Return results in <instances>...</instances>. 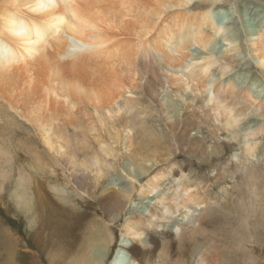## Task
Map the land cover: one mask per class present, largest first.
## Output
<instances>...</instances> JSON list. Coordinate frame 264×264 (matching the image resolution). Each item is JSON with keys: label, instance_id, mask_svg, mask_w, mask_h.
<instances>
[{"label": "bare ground", "instance_id": "1", "mask_svg": "<svg viewBox=\"0 0 264 264\" xmlns=\"http://www.w3.org/2000/svg\"><path fill=\"white\" fill-rule=\"evenodd\" d=\"M219 1L222 0H0V98L16 112L21 110L25 113L28 111L27 105L33 106L30 113L38 114L32 115L31 120L38 130V137L47 147V151L57 155V158L60 157L70 167V177L79 185L80 195H88L89 191L91 195H95L92 192L101 188L95 198L100 209L97 214L102 213L103 216L94 221L95 231H90L87 236L84 233V237L80 239L74 237L79 242L68 261H62L63 258L61 260L58 254H53L49 257L51 263L121 264L125 259L124 255L128 254L130 261L127 264H156L151 251L140 252L135 246L136 239L145 233L146 224H142L141 218L136 220L139 206L133 203L137 199L148 198L154 192L158 194L157 191L164 186L163 182L171 176L173 164H167L152 177H147L153 171L152 163L165 165L170 160L171 150L163 147L155 155H150V152L143 153L142 150L135 151L132 136L134 130L127 126L123 132L117 133V141H126L127 160L125 158L126 161L121 166L131 180L129 178V183H124L115 190V185L108 188L107 183L112 169L105 157L115 158L111 144L99 142L102 143L100 152L104 157L95 153H83L78 158L79 147L73 149L72 141L63 130V127L77 128L82 124L74 113L81 105L90 108L97 116L100 130L103 125L106 126L104 119L109 122L115 117L111 113L116 109L118 114L124 110H133V102L124 97L126 93H132L131 88L137 87L135 76H139L140 68L147 69L150 74L149 83L152 84H146V91L158 103V110L169 131L181 130L182 137H189L192 129L199 128V125H193L192 121L190 124V115L181 117V104L171 94H165L161 102L158 101L159 89L165 86L158 75L163 67L181 73L186 79L179 84L180 79H173L171 76L170 87L174 85L177 87L176 92L181 91L184 94L190 91L192 103L205 96L206 102L212 104L210 110L214 113L215 122H223L221 126L230 132V140H235L242 146V157L254 158L258 144L253 143V138L264 131V125L254 128L251 121H245L247 105H243V97L264 105V96L261 98L260 93H256L259 88L264 90V0H230V3H234L233 12L220 6ZM186 9L193 12V15L186 14ZM250 12H254L256 21H261L257 26L248 17ZM182 15L186 16L181 17ZM129 17L138 23L132 26L127 24L126 19ZM112 30L121 34L130 30L129 36L133 38L118 40ZM189 46L197 48L191 52L188 51ZM244 55L248 57L249 63L256 65L260 77L249 78L248 75L246 77L241 74L234 80L230 79L226 84L217 86L218 79L210 68L222 59L230 56L242 58ZM197 59H202V63L198 64ZM245 71L246 74L249 70ZM227 73L223 69L217 75L224 76ZM21 100L24 102L22 105ZM51 101L52 104L49 103ZM232 103L236 106L238 104L240 109H229ZM119 104H123L121 112L118 110ZM191 105L190 103L186 106V111L193 107ZM88 126L91 131L96 130L95 126ZM145 132L158 149L159 138L150 129ZM124 133H127L126 136H123ZM199 141L198 137L189 138L184 143H188L191 146L189 148L193 149L192 145L200 143ZM199 147L201 148L200 145ZM201 151L204 153V150ZM216 152L217 149L213 153ZM35 156L38 164L45 163L47 157L42 153H36ZM238 158L234 157L236 160ZM4 159L10 165L11 155L7 145L0 140V162ZM9 173L10 171L0 168V192L10 178ZM26 175L33 177L23 171L15 183V190L12 191L15 209L31 217L28 228L33 229V225L38 223L42 233L46 229L53 230L58 239L62 240L65 237L60 236L59 231L63 227L60 219L63 213L60 211L61 215L56 216L58 211L55 205L44 208L50 204L46 200L48 195H45L36 180L25 182ZM183 176H180L181 181L173 188L159 194L153 207L146 213L147 221L166 220L169 214L180 209H187V214L182 212V221H192L200 206L208 204L205 202L207 198L201 199V195L199 198L197 194L200 191L199 184L187 180L185 174ZM249 178L251 188L253 187L251 194L256 200L260 191L257 189L255 173L250 172ZM195 185L197 190H193L198 191V197L194 195L195 192L192 193ZM111 189L114 190L110 191ZM38 203L45 210L49 209L46 210L47 214L39 216ZM87 215L89 214L84 212L74 217L83 221ZM105 217H113L112 220L124 218L115 253L113 250L110 253V246L115 239L109 225L103 220ZM98 222L101 225H97ZM85 224L84 222L82 226ZM174 228L177 236L184 230L180 224ZM1 232L3 231L0 230L2 243L8 237H4ZM38 236L41 235H35ZM127 236H132L134 243L129 244ZM151 243L156 244L153 240ZM163 245L167 246L168 243L164 242ZM13 247H16V242ZM19 250L26 255L37 256L27 244L22 245ZM208 251L195 254L193 264H218L215 259L217 257ZM183 255L178 250L172 256ZM164 256H160V259ZM35 258L28 259L38 262ZM181 262L174 264H185Z\"/></svg>", "mask_w": 264, "mask_h": 264}, {"label": "rangeland", "instance_id": "2", "mask_svg": "<svg viewBox=\"0 0 264 264\" xmlns=\"http://www.w3.org/2000/svg\"><path fill=\"white\" fill-rule=\"evenodd\" d=\"M229 1H219V5L227 7L233 12L235 11V7L233 8L232 6L234 3H230ZM184 12L186 14L191 13L189 9L184 10ZM192 13L191 15H193ZM219 14L225 16V14ZM253 15L254 12H250L248 17L257 26V23L261 21H256V17ZM185 16L182 15L181 17ZM131 17L126 19V23L131 26L137 24L138 22H134V19ZM112 33L118 40L133 38L129 36L130 30L125 31L123 34L112 30ZM196 48L197 46H189L188 51L194 52L192 50ZM202 61V59H197L198 64H201ZM210 69L216 74V78L218 79L217 86H222L230 79L234 80L235 77L241 74L246 75V77L248 75L249 78L260 77L259 72L256 70V65L249 63L246 55L242 58L230 56L227 59H222ZM223 69H226L228 73L224 76L222 74L217 75L218 71H223ZM245 70H249L248 73L245 74ZM138 73L139 76H135V85L137 87L131 88L132 93H126L124 97L133 102V110L123 111L121 109L123 104H119L118 110L123 112L118 114L117 109L112 112L111 114L115 117L109 122L107 119H104L103 123L106 126L103 125V129L100 130L97 116L90 108L81 105L79 109L74 110V113L80 118L79 121L82 124H79L80 126L78 125L77 128L63 127L68 138L72 141L73 149L74 147H79L78 158L83 153L102 155L100 152L102 143L100 144L99 142L107 145L111 144L115 158L105 157L107 164L112 169L107 183L109 185L108 188H112L115 185V190L121 188L124 183H129L130 178L121 166L127 160L125 157L126 141L122 139L117 141V133L123 132L127 126L129 129H133L132 136L135 151L142 150L143 153L150 152V155H155L160 153L163 147L171 150L172 156L170 160L165 165L161 164L162 166L152 163L153 171L147 177H152L157 170H162L163 166L165 168L167 164H173V173L170 172L171 176L162 184L165 187L161 186L157 191L158 194L154 192L148 198L137 199L133 203V205L139 206L136 220L141 218L142 224L144 223V226L146 224L145 233L142 237L136 239L135 246L137 250L140 252L151 251L150 253L153 255L152 258L156 264H174L175 262L180 263V261L185 264H193L194 255L199 252H206L207 250L212 252L213 256L215 255L214 257H217L215 259L218 261V264H264V131L253 138V143L258 144L254 158L244 159L240 154L242 153V146L238 142L236 143L235 140L234 142L230 140L232 139L231 135H229L230 132L227 128L221 126L223 122H215L214 113L210 110L212 104L210 105L206 102L205 96L192 103L190 101V91L187 94L181 91L176 92L177 87L174 85L170 87L169 78L180 79L179 84L183 83L186 79L184 76H181V73H176L163 67V70L158 71V75L165 86L163 89H159L160 97L158 101L161 102L162 96L165 94H171L181 104L179 109L182 114L181 117L190 115V124L193 122V125H199V128H193V131H190L191 135L189 137L187 135L182 137L183 133L180 132L181 130L169 131L163 116L158 110V103H155L154 101L156 100L152 99L146 91L145 86L152 84L149 83L150 74L147 72V69L140 68ZM141 77L144 80L141 81ZM259 89L256 93H260L259 95L262 98L264 90ZM0 96L2 95L0 94ZM23 103L21 100L20 105ZM49 103L52 104L53 102ZM190 103L193 107L191 105V108L189 107L190 110L186 111V106ZM243 105H247L246 122L251 121L254 128L264 125V105L262 103L253 102L243 97ZM27 107L28 111L25 113L21 110L16 112L14 109L8 107L2 98H0V140L7 145V150L11 155L10 165L5 163V159L0 162L1 169L10 171V178L0 192V230L3 231L1 234H4V237L7 236L9 238V240L6 238L4 242H0V264H54L49 260V257L53 254H58L61 260L63 258L62 261L65 260L66 262L69 260L72 252L76 250V244L79 242L74 237L80 239L84 237V233L87 236L90 231L91 233L95 231L93 229L94 223L103 216L102 213L97 214V210L99 212L100 209L95 198L98 197L97 195L101 192V188H97L95 192H92L95 195H91V191H89L91 196L89 194L86 195L87 193L79 194V185H76L72 177H70V167L66 166L65 161L60 159V157L57 158V155L47 151V147L38 137V130L34 127V123L31 120V116L38 113H34L33 110V114L30 113L32 105H27ZM229 109L237 111L240 107L238 104L236 106L235 103H232ZM88 125L95 126L96 130L91 131ZM148 129L152 130L159 138L158 149L151 143V137L145 132ZM126 134L124 133L123 136H126ZM179 137L182 139L179 140ZM197 137L200 139V143L198 144L201 148L198 144H194L191 150L189 148L191 146L184 142L189 138L194 139ZM195 145H197V148H194ZM216 149L217 152L213 153ZM201 150H204V153ZM36 153H42L45 158L47 157L45 163L43 162L44 164H38L35 156ZM101 157L104 156L102 155ZM234 157L239 158L236 160ZM125 158L126 160H124ZM23 171L33 176L31 178L26 175L25 182L31 180L34 182L36 180L45 195H48L46 200L50 204L47 203L48 205L44 208H50L52 207L51 205H55L54 207L58 211L56 216L63 213V216L61 215L60 217L63 227L59 231L61 233L60 236L65 237L61 238L62 240L58 239L57 233L53 230L46 229L42 233L40 224L38 223L33 225V229L28 228L27 226L31 217H27L21 211L15 209L12 191L15 190V183ZM250 172L255 173L257 189L260 191L256 200L251 194L253 187L251 188ZM183 174L186 175L187 180H193V183L199 184L198 191H200L193 190V188H197L195 185L192 187V193L194 194L195 192L194 195L199 194V198L201 195V199L207 198L205 202L207 201L208 204L200 206V209L196 212L195 219L192 221H188V219L185 220L186 222L182 221V212L187 214V209H180L173 214H169L170 216L168 215L166 220L147 221L146 213L153 207L159 194L178 184L181 181L179 179L184 177ZM8 185L10 189H8ZM31 187L34 188V185H31ZM112 190L114 189L110 191ZM196 192L198 193L196 194ZM61 200H66L67 202ZM37 206L39 208V216L47 214L46 210L49 209L45 210L39 203ZM141 207H143L142 210L140 209ZM143 209L145 210L144 212ZM42 210H45V212ZM84 212L89 215L85 216L83 221L74 217L80 216ZM50 215L52 214L50 213ZM112 219L113 217L103 218L109 225L115 239L114 243L110 246V253H112V250L115 253L121 234L120 226L124 222V218ZM84 222L86 224L82 226ZM98 224L101 225L100 222ZM178 224L184 228L181 234L179 232L180 236L176 235L177 230L174 228ZM36 234H40L41 236L35 237ZM127 238L126 240L129 244L134 243L132 236H127ZM152 240L156 244H152ZM15 242L16 247H13ZM164 242L168 243V245L164 246ZM25 244L37 256L22 253L19 248ZM178 250L182 251L184 255L182 257H173L172 255L178 252ZM162 255L165 256L163 259H160ZM30 257H36L35 259L38 262L29 261ZM124 257L125 259L121 264H127L130 261L128 254H125ZM109 258L110 255L107 256V259Z\"/></svg>", "mask_w": 264, "mask_h": 264}, {"label": "snow or ice", "instance_id": "3", "mask_svg": "<svg viewBox=\"0 0 264 264\" xmlns=\"http://www.w3.org/2000/svg\"><path fill=\"white\" fill-rule=\"evenodd\" d=\"M62 19V18H61ZM62 22H63V19H62Z\"/></svg>", "mask_w": 264, "mask_h": 264}]
</instances>
